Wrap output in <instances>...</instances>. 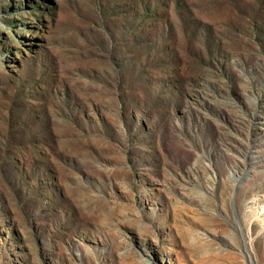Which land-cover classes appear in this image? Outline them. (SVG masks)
Instances as JSON below:
<instances>
[{"label": "rangeland", "instance_id": "1", "mask_svg": "<svg viewBox=\"0 0 264 264\" xmlns=\"http://www.w3.org/2000/svg\"><path fill=\"white\" fill-rule=\"evenodd\" d=\"M0 264H264V0H0Z\"/></svg>", "mask_w": 264, "mask_h": 264}]
</instances>
